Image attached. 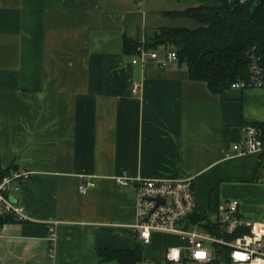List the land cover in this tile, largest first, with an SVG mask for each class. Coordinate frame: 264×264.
<instances>
[{"label":"crops","instance_id":"1","mask_svg":"<svg viewBox=\"0 0 264 264\" xmlns=\"http://www.w3.org/2000/svg\"><path fill=\"white\" fill-rule=\"evenodd\" d=\"M199 6L219 3L0 0V169L33 174L14 194L30 220L8 223L0 264H117L96 252L140 243L134 188L120 177L192 179L210 223L233 201L242 218L264 222V156L232 151L242 127L264 125V89L213 95L185 66L132 65L137 56L123 52L124 38L196 29L166 14ZM86 182L95 186L80 195ZM141 246L142 260L165 261L166 249L187 244L156 233Z\"/></svg>","mask_w":264,"mask_h":264},{"label":"built area","instance_id":"2","mask_svg":"<svg viewBox=\"0 0 264 264\" xmlns=\"http://www.w3.org/2000/svg\"><path fill=\"white\" fill-rule=\"evenodd\" d=\"M247 0H240L244 3ZM137 58L132 65L140 64L146 67L154 63L164 69L176 63V54L172 51L148 52L143 48L137 49ZM249 79L235 82L231 89L246 88L264 89V57L257 56L254 51L248 54ZM139 86L133 85L132 95L139 92ZM242 137L233 147L235 156L258 155L264 156V136L255 125H246L241 129ZM32 172L12 170L9 175L0 178V217H9L18 223H26L30 218L26 215L24 206L17 203L14 194L22 190V183L32 177ZM117 184L122 188L133 186L135 197V222L133 227L138 232L141 245H148L153 234H171L185 240L186 249L168 248L165 253L167 263H178L187 259L196 263L212 264L215 246L229 249L231 264H264V222L260 220H246L239 215L238 203L233 201L222 210L215 224L219 229L233 236L231 241H225L211 235L205 229H192L189 218L197 212V204L193 194V180H128L120 177ZM92 182L81 183L78 193L84 195L94 188ZM56 223L50 228V248L55 236ZM8 228V223L0 224V240ZM52 251V250H51ZM202 253L203 255H198ZM239 253L244 260L235 258Z\"/></svg>","mask_w":264,"mask_h":264},{"label":"trees","instance_id":"3","mask_svg":"<svg viewBox=\"0 0 264 264\" xmlns=\"http://www.w3.org/2000/svg\"><path fill=\"white\" fill-rule=\"evenodd\" d=\"M139 6L145 0H136ZM181 1V0H179ZM202 2L204 0H197ZM219 6L207 8L199 6L181 13H168L170 18H185L197 25L189 29H159L146 34L142 43L123 39V52L126 55H137V49L148 52L169 51L176 54V63L185 66L191 81L204 83L213 95H222L231 85L249 79L248 54L254 51L264 57V2L256 0H218ZM159 48H164L158 51ZM262 131L264 125H255ZM15 168L7 171L0 169V178L9 175ZM13 221L9 217H0V224ZM192 225L202 224L211 235L225 241H231L240 233L228 236L217 224L210 223L207 216L195 212L190 218ZM214 263H230L229 249L215 246ZM97 257L104 262L117 264H140L142 246L137 244L132 251L100 250Z\"/></svg>","mask_w":264,"mask_h":264},{"label":"rangeland","instance_id":"4","mask_svg":"<svg viewBox=\"0 0 264 264\" xmlns=\"http://www.w3.org/2000/svg\"><path fill=\"white\" fill-rule=\"evenodd\" d=\"M162 49L164 48H159L158 51H162ZM166 50H169L171 51V49H166ZM187 256V255H186ZM185 256V257H186ZM187 259V257L185 258ZM140 264H197V263H194V262H190V261H182V262H178V263H166L164 260H156V259H148V260H142V262Z\"/></svg>","mask_w":264,"mask_h":264},{"label":"clouds","instance_id":"5","mask_svg":"<svg viewBox=\"0 0 264 264\" xmlns=\"http://www.w3.org/2000/svg\"><path fill=\"white\" fill-rule=\"evenodd\" d=\"M235 258L238 259V260H244V259H246L247 257H245V256H243V255H241V254H239V253H236V254H235Z\"/></svg>","mask_w":264,"mask_h":264},{"label":"water","instance_id":"6","mask_svg":"<svg viewBox=\"0 0 264 264\" xmlns=\"http://www.w3.org/2000/svg\"><path fill=\"white\" fill-rule=\"evenodd\" d=\"M256 2H257L258 4H262V3L264 2V0H256Z\"/></svg>","mask_w":264,"mask_h":264},{"label":"snow or ice","instance_id":"7","mask_svg":"<svg viewBox=\"0 0 264 264\" xmlns=\"http://www.w3.org/2000/svg\"><path fill=\"white\" fill-rule=\"evenodd\" d=\"M198 255H201L202 256L203 254L202 253H199Z\"/></svg>","mask_w":264,"mask_h":264}]
</instances>
